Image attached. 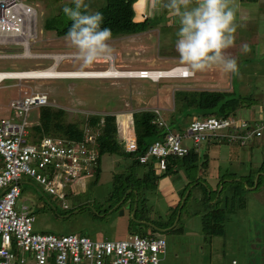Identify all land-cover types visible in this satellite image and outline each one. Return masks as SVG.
I'll list each match as a JSON object with an SVG mask.
<instances>
[{"label": "rangeland", "instance_id": "rangeland-1", "mask_svg": "<svg viewBox=\"0 0 264 264\" xmlns=\"http://www.w3.org/2000/svg\"><path fill=\"white\" fill-rule=\"evenodd\" d=\"M21 1L33 9L32 14L27 13L24 17V27L19 29V34L21 28L23 34L14 37L0 33V72L48 69L55 64L49 57L60 55L74 57L63 60L57 67L58 71L69 72L109 70L113 67L109 58L113 60V57L115 69L127 76L140 74L130 72H169L184 66L176 51L179 17L170 12L166 14L161 6L153 8V3L159 4L156 0L148 1L147 11L143 7L145 1L142 8L137 2L134 4L136 14L141 15V19L137 18L141 20L139 22L158 18L147 32L112 37L113 54L83 70L77 52L69 42L44 27L47 18L61 14L65 6H74L72 0ZM85 2L90 6L89 12L93 13L102 5V0ZM235 6L240 27L235 33V44L227 54L237 59L238 75L213 68L189 78L156 81L143 78L5 80L0 84V120L13 116L9 108L13 99L35 91L47 93L51 107L65 110L67 122L84 121L85 124L92 115H112L116 117L121 133L130 131V124L133 130L134 114L160 110L167 122L175 115L174 131L186 134L191 121L202 118L204 112L189 108L179 112L174 97L177 91H225L245 96L253 93L260 96L264 92V0L244 5L235 1ZM23 8L25 10L26 6ZM239 8H249L253 12L240 20ZM164 14L166 19L159 18ZM245 44L250 49L247 53L242 51ZM28 49L32 57L26 56ZM262 98L264 107V94ZM260 104L240 109L237 116L249 119L259 112ZM39 116L40 109H34L29 121L35 125ZM183 144L197 151V162L185 165L186 171L181 169L168 179L159 180L155 189L135 183V175L142 176L145 171L141 168L133 174L129 159L103 155L99 181H95V175L77 181L73 186V197L68 200L69 210L63 208L57 197L44 193L34 178L25 175L21 178L22 194L17 208L19 211L23 206L30 208L36 218L35 230L40 233H75L94 240H124L132 229L139 236L163 237L167 252L161 257V264H232L233 261L236 264H264V172L260 173L264 163V135L245 147L215 139L196 147L191 137L184 138ZM130 182L136 190L126 193L129 198L123 206L118 204L110 210L117 200L114 195H123ZM247 183L255 185L250 188ZM218 186L220 192L223 189V194L216 208L221 210L219 216H224V220L217 224L223 234L213 236L211 240L204 229V217L213 211L219 200ZM243 186L247 190L237 189ZM225 194L229 197L226 201ZM132 201L139 205L138 212V205H131ZM239 201L244 206L234 209Z\"/></svg>", "mask_w": 264, "mask_h": 264}, {"label": "built area", "instance_id": "built-area-1", "mask_svg": "<svg viewBox=\"0 0 264 264\" xmlns=\"http://www.w3.org/2000/svg\"><path fill=\"white\" fill-rule=\"evenodd\" d=\"M23 6L27 5L21 0H0V33H6V28H15L13 19L20 21L16 26L24 27L26 14ZM27 7L32 14L33 9ZM51 105L47 93L33 91L13 99L9 104L13 116L0 120V157L3 162L0 171V264H161V257L167 252L163 237L147 238L131 233L124 240H94L75 233H40L35 230L36 218L30 208L23 206L21 211L18 210L23 175L34 178L44 193L57 197L63 208L69 210L68 200L73 197L74 184L94 176L99 166L95 136L90 132L82 143L52 136L31 137L33 123L29 121L30 113ZM154 112L158 115L155 122L168 128L160 110ZM120 131L118 140L125 152H137L134 128ZM263 135L262 107L249 119L239 116L195 118L186 134L168 131L139 160L141 164L156 160L157 167L164 170L169 157L189 155L190 149L183 144L186 137H191L196 147L213 139L245 147Z\"/></svg>", "mask_w": 264, "mask_h": 264}, {"label": "trees", "instance_id": "trees-1", "mask_svg": "<svg viewBox=\"0 0 264 264\" xmlns=\"http://www.w3.org/2000/svg\"><path fill=\"white\" fill-rule=\"evenodd\" d=\"M137 1L138 0H102V5L99 6L97 12L103 14L104 21L102 27L110 28L112 31V37L145 33L150 29V27H152L153 21H156L158 19L146 18L142 22H137L136 11L134 8V4ZM166 11L169 12L167 9ZM163 18H165V14ZM46 21L47 22L44 26L45 29L48 31H55L60 37H65V34L72 24V21L64 14V12L59 15L51 16L47 18ZM263 94L264 92L260 96H258V94L256 93L245 96L237 94L235 92L225 91L183 90L177 91L174 97L176 101V109H178L179 112H182L186 110V108H189L202 110L204 112L202 118L211 116H216L219 118H230L237 116V112L242 108L260 104L263 100ZM260 105L262 108H264L263 103H261ZM157 117L158 115L154 112V110L134 114V131L137 137L138 150L133 154L126 153L123 149V146L119 143L116 117L112 115H92L84 124V121H82V123L67 122V112L63 109H56L51 106L44 107L40 109L39 122L31 127V137L38 139L45 136H52L63 138L69 141H74L75 143H82L85 141V138L89 135L90 132L91 135H95V149L97 150L99 155V166L95 174V181H99V177L102 172V156L116 155L120 159L130 160L131 166L129 169L133 172V174L137 173L138 169H144L145 173H143L142 176H139V174L135 175L136 184L143 183L144 188L147 189L148 187H151V189H155L157 188V182L159 180L169 178L170 176L179 173L181 169L185 170V165L188 166L191 163L197 162L199 157L197 151L195 149H192L190 150L189 155L183 157V159H181L182 157L176 156L169 157L167 159V166L164 170L160 169V167H157L156 160L150 161L146 164H141L139 158L147 153L149 147L156 141L164 138L168 131H174L173 127L177 125L175 115L174 118L170 120V122L164 120L168 125V128L161 127L157 122H155ZM131 126L132 125L130 124V129H132ZM91 128L92 130L89 131V129ZM224 141L227 142V140ZM181 160L183 161L182 163H180ZM156 171H160L162 174L159 175L156 173ZM263 172L264 163L260 168V173ZM254 185V183H247V186L250 188L254 187ZM131 189L133 191L136 190L135 186H133V183L130 182L129 186L124 189L125 191L123 195L115 194L114 196L117 198V200L114 202V205L110 207V210L118 204H120L119 206H123L129 198L128 194L132 192L130 191ZM237 189L247 190L245 186L237 187ZM128 191L130 192L126 195ZM216 193L219 195V200L215 204L213 211H210V214L207 213L204 217V229L207 230V238L211 240L213 236L215 237L216 235L223 234V229L219 230V225L217 223L223 221L224 216H219V212L221 210H218V208H216V205L222 199L221 197L223 194V189L220 192L218 186L216 189ZM228 198L229 197L225 194L224 200L226 201ZM147 201L148 199L146 198L145 204L147 203ZM131 205H134L133 201L131 202ZM242 206H244V204L242 205L239 201L237 205H234V209L240 208ZM138 210L139 205L137 208V212ZM145 211L148 213V209H146ZM130 232L137 234L132 229H130Z\"/></svg>", "mask_w": 264, "mask_h": 264}, {"label": "clouds", "instance_id": "clouds-1", "mask_svg": "<svg viewBox=\"0 0 264 264\" xmlns=\"http://www.w3.org/2000/svg\"><path fill=\"white\" fill-rule=\"evenodd\" d=\"M72 2L74 6L63 8L64 14L72 21L64 38L76 50L83 70L113 54L114 49L110 44L112 31L102 27L103 14L89 12L90 6L85 0ZM157 2L179 17L176 51L185 66L180 68H185L186 74L195 75L213 68L239 74L237 59L227 54V50L235 44V33L240 27L237 23L235 0ZM242 51H250L249 46L243 45Z\"/></svg>", "mask_w": 264, "mask_h": 264}, {"label": "bare ground", "instance_id": "bare-ground-1", "mask_svg": "<svg viewBox=\"0 0 264 264\" xmlns=\"http://www.w3.org/2000/svg\"><path fill=\"white\" fill-rule=\"evenodd\" d=\"M29 8L26 6L25 8V14L30 13ZM10 18H12L10 15H8ZM13 22L15 23V28H6V33H9L10 36H14L19 34L20 24L16 26V22H20L17 19H13ZM3 26V25H2ZM1 28V25H0ZM1 30V29H0ZM8 35V34H7ZM30 49L27 51V57L30 56ZM30 54V55H29ZM34 58V57H33ZM49 58L55 60V64L51 66L48 69L44 70H32V71H24V72H0V84L4 82V80H23V79H32V80H55V79H114V78H147L152 79L154 81L162 78H189L192 75H188L185 72V68H180L181 66L175 67L169 72L166 71H159V72H152V71H137V72H130L129 74H139V76H127L125 73L121 72L120 70L115 69L114 64V57L113 60L109 58L110 61H112V68H109V70H103V71H58L59 64L67 59V58H74L72 56H50ZM144 72V73H143ZM146 72V73H145Z\"/></svg>", "mask_w": 264, "mask_h": 264}, {"label": "crops", "instance_id": "crops-1", "mask_svg": "<svg viewBox=\"0 0 264 264\" xmlns=\"http://www.w3.org/2000/svg\"><path fill=\"white\" fill-rule=\"evenodd\" d=\"M144 1H145V4H144ZM148 1H150V0H138L137 1V4H138V6H140L139 8H142V4H144L143 5V7H145V11H147V4H148V6L150 5V2H148ZM236 2H238L239 4H242V5H244V4H250V3H255V2H257V1H259V0H257V1H249V0H244V1H242V0H235ZM156 2H157V0H156ZM165 2H166V0H165ZM158 3V2H157ZM162 7V9H163V11L165 12V10H166V8H164L163 6H162V4H155L154 5V3H153V8H158V7ZM152 8V7H151ZM149 9H150V7H149ZM251 12H253L252 10H250L249 8H244V10H242V8H239V16H240V20H243L244 19V16L245 15H248V14H250ZM166 14H167V11H166ZM164 16V15H163ZM163 16H161V17H159V18H163ZM140 18L141 19V15H139L138 13L136 14V21H141V20H138V19ZM164 19H166V17L164 18ZM143 21V20H142ZM185 67V66H184ZM182 78V77H181ZM185 78V77H184ZM2 168H3V162H2V158L0 157V171L2 170ZM166 179H168V178H166ZM131 191V190H130ZM129 191V192H130ZM131 204V203H130ZM134 205H136V204H134ZM137 208H138V206H137ZM130 230V229H129ZM131 233V232H130Z\"/></svg>", "mask_w": 264, "mask_h": 264}, {"label": "water", "instance_id": "water-1", "mask_svg": "<svg viewBox=\"0 0 264 264\" xmlns=\"http://www.w3.org/2000/svg\"><path fill=\"white\" fill-rule=\"evenodd\" d=\"M123 213V212H122Z\"/></svg>", "mask_w": 264, "mask_h": 264}]
</instances>
